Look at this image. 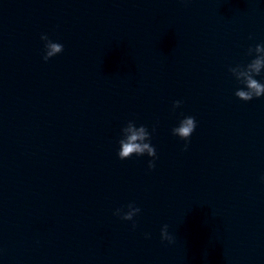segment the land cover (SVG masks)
Instances as JSON below:
<instances>
[{
  "label": "water",
  "instance_id": "95a60500",
  "mask_svg": "<svg viewBox=\"0 0 264 264\" xmlns=\"http://www.w3.org/2000/svg\"><path fill=\"white\" fill-rule=\"evenodd\" d=\"M261 43L264 0H0V264H264V97L229 71Z\"/></svg>",
  "mask_w": 264,
  "mask_h": 264
},
{
  "label": "clouds",
  "instance_id": "9594fccd",
  "mask_svg": "<svg viewBox=\"0 0 264 264\" xmlns=\"http://www.w3.org/2000/svg\"><path fill=\"white\" fill-rule=\"evenodd\" d=\"M252 38L251 36L249 37ZM41 39L46 42L45 52L43 56L45 62L52 57L62 53L64 51V45L58 42H53L47 34H42ZM256 53V58L250 63L245 65H237L236 67H230L229 71L236 77V79L243 85L245 89H239L235 95L243 101H251L254 98L264 97V83H261L255 77L260 75L264 70V43L255 45L254 48H249L248 54ZM181 101L177 100L174 102V108L181 106ZM197 127V121L194 116H187L181 120L178 127L172 129L173 135L179 136L182 140L189 141ZM123 138L119 141L120 150L118 157L121 160L128 159L134 154L137 156H143L147 153L148 156L153 159L148 162L150 169H155V160L158 159L156 148L151 144V134L149 133L146 126L141 125L137 127L134 121H129L127 126L123 128ZM155 131V127L153 128ZM188 144L184 146V151H187ZM128 211L125 212L123 209H117L114 213L120 216L123 220L132 221L134 217L141 212L139 207L134 204H129ZM136 225L133 224V227ZM161 239L167 240L170 243L174 242V237L168 232V225H164L161 229Z\"/></svg>",
  "mask_w": 264,
  "mask_h": 264
}]
</instances>
